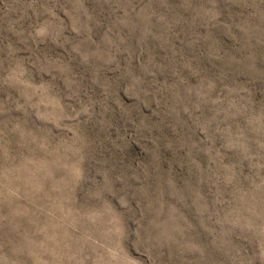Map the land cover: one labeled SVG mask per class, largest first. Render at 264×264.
Wrapping results in <instances>:
<instances>
[{"label": "rangeland", "instance_id": "rangeland-1", "mask_svg": "<svg viewBox=\"0 0 264 264\" xmlns=\"http://www.w3.org/2000/svg\"><path fill=\"white\" fill-rule=\"evenodd\" d=\"M0 264H264V0H0Z\"/></svg>", "mask_w": 264, "mask_h": 264}]
</instances>
